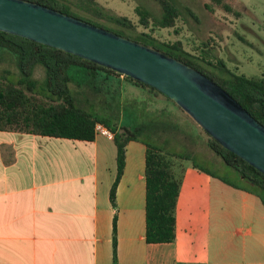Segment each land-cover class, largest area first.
Listing matches in <instances>:
<instances>
[{"label": "crops", "instance_id": "0c3cea01", "mask_svg": "<svg viewBox=\"0 0 264 264\" xmlns=\"http://www.w3.org/2000/svg\"><path fill=\"white\" fill-rule=\"evenodd\" d=\"M145 151L127 142L113 205V136L0 130V264H112L113 223L118 264H264L260 198L193 164H183L175 241L146 243Z\"/></svg>", "mask_w": 264, "mask_h": 264}, {"label": "trees", "instance_id": "16d2710c", "mask_svg": "<svg viewBox=\"0 0 264 264\" xmlns=\"http://www.w3.org/2000/svg\"><path fill=\"white\" fill-rule=\"evenodd\" d=\"M47 8L74 16L104 28L119 36L152 47L195 68L224 90L242 109L264 126V79L247 77L227 69L222 60L211 68L182 47L181 42H158L146 32L128 34L119 28L105 26L93 19L103 15L109 21L127 26L124 16L108 14L96 0H27ZM162 13L153 18L156 26L167 28L175 24L180 10L173 0H157ZM224 5L222 0H212ZM225 6V5H224ZM229 9L228 6H225ZM88 12V16L79 13ZM141 24L148 26L147 10L137 8ZM6 65V66H4ZM43 70L41 78L35 70ZM120 76L123 80H120ZM142 87L154 95H162L156 88L123 75L111 68L75 54L45 45L28 38L0 30V130H14L51 137L91 141L96 123L113 134L116 146V174L110 188V202L115 204L116 186L123 173L125 146L130 140H140L145 151V241L171 243L176 239V205L183 179L182 161L187 157L165 152L160 147L140 138V131L161 130L142 101L125 97L124 82ZM172 101V100H171ZM138 103V104H137ZM141 117L149 120L142 121ZM141 122L139 123V121ZM153 120L151 122H148ZM156 121V122H155ZM168 127V125H166ZM165 127V125H164ZM169 128V127H168ZM207 135L208 148L232 170L234 180L218 176L227 184L250 192L264 205V173L240 156ZM194 166H196L193 163ZM116 258L115 223H113V260Z\"/></svg>", "mask_w": 264, "mask_h": 264}, {"label": "water", "instance_id": "95a60500", "mask_svg": "<svg viewBox=\"0 0 264 264\" xmlns=\"http://www.w3.org/2000/svg\"><path fill=\"white\" fill-rule=\"evenodd\" d=\"M0 30L75 54L156 88L222 146L264 173V126L195 68L27 0H0Z\"/></svg>", "mask_w": 264, "mask_h": 264}, {"label": "rangeland", "instance_id": "374dc122", "mask_svg": "<svg viewBox=\"0 0 264 264\" xmlns=\"http://www.w3.org/2000/svg\"><path fill=\"white\" fill-rule=\"evenodd\" d=\"M96 1L108 14L124 16L129 20L127 26H122L103 15L92 17L105 26L122 29L128 34L146 32L160 43L179 41L185 50L209 62L210 65L206 64L208 68L222 60L227 69L236 74L264 79V0H222L229 9L212 0H173L180 15L174 26L167 28L158 27L153 22V18H158L162 13L157 0ZM138 7L151 14L147 18V27L141 24ZM79 13L89 15L86 11ZM42 76V67L38 66L35 77ZM122 92L125 97L146 100L141 103L146 105L148 111H160L158 122H155L161 130L157 135L149 129L140 131V138L165 152L185 155L187 158L182 164L194 163L217 175L233 180L236 178L221 158L208 148L204 130L173 101L162 95L161 100L148 98L145 92L134 89L127 82ZM140 119L149 120L145 117Z\"/></svg>", "mask_w": 264, "mask_h": 264}, {"label": "built area", "instance_id": "2783aa9c", "mask_svg": "<svg viewBox=\"0 0 264 264\" xmlns=\"http://www.w3.org/2000/svg\"><path fill=\"white\" fill-rule=\"evenodd\" d=\"M95 133H103V134L108 135L110 137L113 136L112 132H110L106 127H104L100 123H96V125H95Z\"/></svg>", "mask_w": 264, "mask_h": 264}]
</instances>
